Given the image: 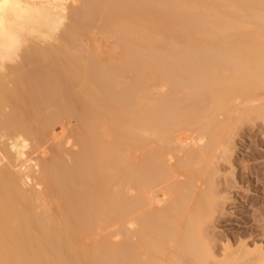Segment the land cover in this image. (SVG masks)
<instances>
[{"label":"bare ground","instance_id":"1","mask_svg":"<svg viewBox=\"0 0 264 264\" xmlns=\"http://www.w3.org/2000/svg\"><path fill=\"white\" fill-rule=\"evenodd\" d=\"M6 71L63 77L0 83V264L216 262L200 228L211 186L193 182L239 125L231 105L264 125V0H0ZM54 209L80 242L114 225L121 241L97 233L81 258ZM253 250L230 264H264Z\"/></svg>","mask_w":264,"mask_h":264},{"label":"rangeland","instance_id":"2","mask_svg":"<svg viewBox=\"0 0 264 264\" xmlns=\"http://www.w3.org/2000/svg\"><path fill=\"white\" fill-rule=\"evenodd\" d=\"M80 13L82 14V10ZM85 13H83V15ZM68 20L69 19H67V21ZM66 23H69V22H66ZM97 25H96V27H97ZM56 33H57V31H56ZM96 37H95L96 40L97 39L99 40L100 37L99 36H96ZM27 43H30L31 45L33 43V45H34V44L38 43V41L33 40V42H31V39L30 40L28 39ZM25 44L23 45L24 47L22 46V50L26 49ZM32 47H30V48H32ZM44 48H46L48 50L49 47L46 45V46H44ZM51 48H52V46L50 45L49 49H51ZM19 49H21V47ZM55 73H57V72H55ZM58 73L60 74V76L63 77V75L60 72H58ZM19 74H16L17 76L15 75L11 78V77H9L10 75H9V73H7V71L3 72V73L0 72V77H1L0 83L1 84L2 83L5 84L8 82L20 83L24 80L26 75H31V74L41 77V80L39 79V77H33L32 80H34V81H45V82L50 81V82H52L53 78L55 79V78L59 77V74L58 75L56 74L57 76H55V74H51L54 76H51V75H50L51 77L48 76V77H50V79L48 77L43 78L38 72H31V73L20 72ZM22 74H23V76H22ZM59 78H61V77H59ZM59 80L61 81V79H59ZM62 81H64V79ZM61 99H63V98L61 97ZM61 101H62V104L60 101L59 102H60L61 107H62L65 100L63 99ZM234 102H238V101H234ZM241 103H243V102H241ZM52 105H54V103ZM57 105L58 104H56V106ZM243 105H245V103L240 104V105H237V103H236V105H231V107L232 106L234 107L233 112H234V109H237V111L239 110V113H240V111L243 109ZM49 109H47L48 111L47 110H45V111L48 113ZM52 109H53V107H52ZM52 109L50 110V112L52 111ZM230 109L232 110V108H230ZM46 112H45V114L47 116ZM53 112H54V110H53ZM235 112L233 114L230 113V116L228 118L229 123L227 124V126L229 125L230 127L233 128V126L231 125V122H233V120L235 122L234 125H236V124H239V125H236V127L233 129L230 128L231 132L233 130L232 133L227 129V126H226V130H227V132L228 131L229 132L226 133V131L224 129L225 132L223 131V134H220L221 135V140L219 143L220 147L222 148V146H223V148L227 149V146H229L227 151H226V149H225V151H224V149H220V147L218 146V149H216L217 151L216 152L214 151L215 157L211 156V158H208L209 161L207 160L208 163L205 164V166H204V168L208 166L206 169H204L205 172L203 171V177L204 178L203 179L201 177H200V179L198 178L200 180L199 182L196 181L197 180L196 178H195V182H193L194 180L192 181V179L190 180L194 184L193 187H196L195 188L196 191L194 192L195 193L194 196L199 195V194H196L197 191H198V193L205 191L207 188H209L211 186L210 189L208 190L209 192L206 191L207 192L206 194L209 196H205L206 198L204 197L205 200L207 199V202H205L202 198L204 203H206L205 204L206 207L204 208L203 211H206V212H203L204 214H202V216L204 217V221H203V223L201 221L200 226H202V227H200V228H203L202 230L204 232L202 231V233H203L202 238H203V241L209 246V248H211L209 250H210L211 254L213 255L212 257L215 258L214 261H216V262H214V263H218V261L223 263V261L225 259L227 261L229 260V262L227 264H230V262H231L230 259H232V257H231L232 255L236 256L237 253H238L237 255H239V253L242 255L244 253L243 251H245L246 249L248 251H252V252L255 251L253 249L254 248L256 249V247L262 248L264 250V127H263L264 125L258 120L255 122L254 125H252L251 123L249 124L248 120L247 121L243 120L244 118H246V116H243V115H242L243 121H241V119H239L238 121H240V122L236 123L237 118L236 117L233 118V117L238 112L237 113H235ZM43 116H45V115L43 114ZM238 118H240V116H238ZM64 120L67 122L71 121V122H69L71 127L73 126V123L75 122V120L74 119L72 120V118L70 120H68V118H65ZM65 121H63V122H65ZM67 122H65L66 125L69 124ZM65 123H64V125H65ZM75 123H74V125H75ZM69 126H67V127L69 128ZM60 127H61L60 125H56L54 127L55 128L54 129L55 134H59V132L61 131ZM180 137H182V139H185V137H183V135ZM195 137L196 136L193 135V138H195ZM186 138H187V135H186ZM188 142L191 143V140L189 139ZM229 142H230V144H229ZM224 145H227V146H224ZM68 148L70 149V151H74V148L72 149L71 147H67V149ZM145 150H139L141 152H139L138 154H142V156H144V155L146 156L147 150L146 151ZM36 154L38 155V153H36ZM37 155H35V156H37ZM223 157H225V158H223ZM205 163H206V161H205ZM209 166H210V168H209ZM207 169H209V170L211 169L210 170L211 172L208 171ZM207 171L210 173L209 174L206 173ZM205 176L206 177L208 176L209 178L208 177L206 178ZM183 180L186 181V178L185 177L184 178L183 177L178 178L177 182L179 181V184L185 183ZM196 183L198 185H196ZM211 188L213 191L211 190ZM210 190H211L212 194L210 193ZM49 202L51 204L53 203L51 201H49ZM207 208L209 210H207ZM53 211L52 210L50 211L51 214L49 212V216H50L52 225L54 223L56 224V225L54 224L53 226H55V229L59 233L61 232L60 235L63 237V241H65L66 244L70 248L72 247V249L75 250L76 253L78 254V256L81 258L85 254V250H84L85 247L83 246V243L86 242L84 244V245H86V247H90V246L93 247L94 243L96 244V242H97V240H95V239L99 238L96 236H100V240H98L100 242L103 241L102 240L103 238L104 239L105 238L111 239V241H112V239H114L115 242L118 239H120V238H117L119 236V234L117 237L115 236L116 238L113 236V235L117 234L116 231H114L112 229V228H116V226L114 225V227L111 226L109 228H102V230H100L99 232L96 231V234L98 233V235H96V234H95L96 236L93 235V236H95L94 238H93V236H90V238L89 237H87V238L82 237L81 242H80V239H76V236L71 234L72 231L68 227V223H69L70 218L72 217V214L66 212V213H61L62 216H60V213H58V211H56L55 209ZM63 214H65V216H63ZM204 215H206V216H204ZM60 217H63L64 220ZM73 218H74V215H73ZM120 223L125 224V221L124 222L120 221ZM122 229L125 231V226H123ZM112 230L115 232V234L112 233L113 232ZM70 231H71V233H70ZM104 231H105L106 236L104 235ZM107 232H109L110 234L112 233V235H110ZM99 233L101 235H99ZM120 236L122 237V235H120ZM110 237H112V238H110ZM70 241H72V243ZM90 241H91V243H90ZM120 241L118 240V242H116V243H119ZM88 242L90 244H88ZM77 246H80V248L82 247V249H80L79 247L77 248ZM117 247L121 248L122 244L121 243L117 244ZM117 247L115 246V249H118ZM121 249H119V250H121ZM168 251H169V253H171L172 252L171 248H169ZM173 253L174 252H172V254ZM227 261H225V263ZM184 263L185 264H195V262L192 261V259H187L186 261L184 260ZM93 264H95V263H93Z\"/></svg>","mask_w":264,"mask_h":264}]
</instances>
